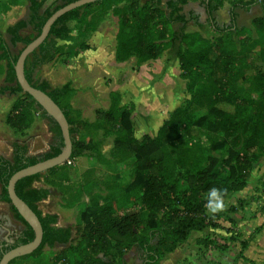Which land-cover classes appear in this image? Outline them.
Returning <instances> with one entry per match:
<instances>
[{
	"label": "trees",
	"instance_id": "1",
	"mask_svg": "<svg viewBox=\"0 0 264 264\" xmlns=\"http://www.w3.org/2000/svg\"><path fill=\"white\" fill-rule=\"evenodd\" d=\"M47 1L28 0L27 18L7 28L6 32L11 36L14 46L18 43L24 46L29 44L41 34L43 25L55 11L76 0H60L62 3L53 10L49 6L45 7ZM164 1L165 9L161 7ZM107 2L108 0H97L61 16L51 27L47 39L27 58L25 75L30 84L46 92L60 106L68 119L73 141L70 161L75 162L89 152L80 140V135L83 139L89 137L88 140H92L90 131L94 129L100 132L103 128L106 130L103 136L108 138L115 136L116 133L111 131L118 127L121 136L114 138V147L121 150L127 148L136 157L137 167L141 171L158 169L157 174L150 176L143 194V200L153 211V215L150 222L146 223L144 232V217L140 213L119 218L114 209L93 208L83 204L82 223L59 226V215L44 214L38 204L48 199L51 186L59 185L56 180L67 171V161L45 172L44 185H35L41 182L43 173L22 178L16 183V193L36 213L42 224L43 241L32 254L14 259L9 264H15L19 259L40 260L45 247L54 248L57 245L63 248L52 253L53 258L66 261L67 264H128L124 255L118 261L106 259L109 255V241H121L127 237L131 238L127 249L135 251L140 264H161L160 258L165 251L181 245L190 231L205 227L202 216L206 212L205 204L210 189H223L224 196L241 189L253 167V148L264 141V81L258 76L264 65V0H232L228 11V25H220L215 15L223 7V0H199L200 6L205 10L207 23L217 34L212 40L204 39L197 32H187L191 21H195L199 27L203 26L195 11H185L190 0H127L124 6L115 9V15L119 18L116 61L128 62L133 55L137 56L140 64L154 61L178 42V55L185 72L188 92L217 104L218 109L212 111L217 124L212 123L211 128L220 126L231 131L250 132L246 139V154L229 148L221 157H214L207 155L204 148L197 147L201 162L197 163L190 182L182 186L175 184L168 173L161 169V158L158 156L161 145L158 140L148 139L140 145L133 142V137L129 134L132 129L131 111L125 105H118L120 99L116 92L110 94V106H113L111 110L98 111L97 122L78 125L69 105L64 103L66 96L72 91V83L53 87L47 80L36 81L35 72L52 61L56 53L63 49L60 41L72 40L73 29L70 23L74 21L80 25L84 22L82 10L93 6L104 7ZM256 6L261 8V16L252 21V27H239L237 10L249 13ZM176 24H180L178 31L175 29ZM30 27L36 32L35 36L31 38L22 35L21 31ZM19 54H13L0 31V60L6 61L7 68L0 96L20 95L12 106V109L17 107V112L13 117L8 115L6 123L23 133L35 120L30 109L37 107L41 117L50 120V131L59 139V144L50 146L44 153L30 155L26 143L14 141L11 143V157L0 154V202L8 203L15 218L24 224L13 243L5 239L0 241V259L9 250L31 242L35 236L33 229L11 203L7 191L10 178L23 168L55 157L64 146L57 122L31 95L24 93L17 82L15 65ZM219 67L224 70L223 81L216 75ZM243 81L246 82L245 85ZM254 93L262 94V97L256 99ZM236 102L250 106L246 116L234 118L225 115L224 107ZM208 105L211 107V103ZM83 190L87 192V188L84 187ZM77 198L78 196L73 197V203H78ZM8 239L12 240L10 237Z\"/></svg>",
	"mask_w": 264,
	"mask_h": 264
},
{
	"label": "rangeland",
	"instance_id": "2",
	"mask_svg": "<svg viewBox=\"0 0 264 264\" xmlns=\"http://www.w3.org/2000/svg\"><path fill=\"white\" fill-rule=\"evenodd\" d=\"M126 1L108 0L104 7L93 6L82 10L84 22L80 25L74 21L70 23L72 40L59 42L63 49L56 53L52 61L36 70L35 80L47 79L53 86L72 81L75 93L71 100L75 116L79 113L80 126L92 120L97 122L98 111L112 108L109 93L116 92L120 99L118 105H125L131 111L132 129L129 134L133 142L140 145L148 139L158 140L161 145L158 153L161 169L175 184L185 186L190 182L197 163L201 162L197 147L204 148L207 155L214 157H221L229 148L246 154V139L250 132L231 131L220 126L211 128L212 123L217 124L212 114L218 109L217 104L188 92L178 55V42L154 61L140 64L137 56L133 55L128 62H115L119 32L115 9L124 6ZM231 1L223 0V7L215 14L220 25L229 24ZM61 3L60 0H48L45 7L53 10ZM27 6L28 0H0V31L14 55L20 53L24 44L14 46L6 30L16 21L27 18ZM161 7L166 8L165 1ZM188 10L200 16L203 26L199 27L191 21L187 32H197L208 40L217 37L207 23L199 0H190L185 7V11ZM237 11L239 27H252V21L262 14L259 6L249 13L240 9ZM179 28L180 24H176V31ZM21 33L31 38L36 34L31 27ZM6 71V61L0 60V87L4 86ZM223 73L221 67L217 68L216 75L221 81L225 79ZM258 76L264 81V65ZM253 95L256 99L262 97L259 93ZM18 98L20 95L0 96V154L8 156L11 143L16 140L28 145L30 155L44 153L50 146L59 144V139L49 132L52 127L50 120L42 118L37 107L30 109L36 120L30 129L21 133L16 131V127L7 125V116L13 117L17 112V107L12 109V106ZM249 110L248 104L238 102L224 107L225 115L234 118L246 116ZM81 119L87 122L83 123ZM118 129L115 127L111 131L116 133L115 136L108 138L103 136L106 132L103 128L100 132L90 131L92 140H88L89 137L83 139L80 135L89 152L83 157V162H67V171L56 180L61 187L51 188L50 200L39 205L43 213H59V224L63 227L82 223L83 204L114 209L119 218L140 213L144 217L142 231L146 232V223L150 222L153 211L145 204L143 194L150 176L157 174L158 169L141 171L136 157L127 148H115L114 138L121 136ZM251 157L253 167L241 189L223 196L222 211L215 214L206 211L202 216L205 227L190 231L181 245L165 251L160 258L161 264H264V141L254 146ZM42 177L41 182L35 185H44L46 173ZM61 193L66 195V199ZM75 196H78V203L71 202ZM0 220L10 231H20L24 227L15 218L8 203H0ZM7 232L1 231L0 241L8 236ZM9 237L14 240L13 236ZM130 239H111L106 259L118 261L124 255L128 264H140L135 251L127 249ZM62 248L58 245L45 247L40 260L19 259L15 264H67L66 261L55 260L52 255Z\"/></svg>",
	"mask_w": 264,
	"mask_h": 264
},
{
	"label": "water",
	"instance_id": "3",
	"mask_svg": "<svg viewBox=\"0 0 264 264\" xmlns=\"http://www.w3.org/2000/svg\"><path fill=\"white\" fill-rule=\"evenodd\" d=\"M95 1L97 0H76L55 11L43 25L41 34L29 44L24 46L23 50L18 56V60L15 65V73L18 84L21 86L24 93L31 95L47 112V114L57 122L61 129L64 146L61 149V152L55 157L23 168L17 171L10 178L7 185V191L11 203L23 220L33 229L35 236L31 242L19 245L6 252L1 257L0 264H9L14 259L32 254L40 247L43 241L42 224L36 213L16 193V183L22 178L45 173L54 167L63 165L69 161L73 152V141L70 134V125L68 119L66 118L60 106L46 92L34 87L29 83L25 75L26 60L47 39L51 31V27L61 16L81 6L94 3Z\"/></svg>",
	"mask_w": 264,
	"mask_h": 264
},
{
	"label": "crops",
	"instance_id": "4",
	"mask_svg": "<svg viewBox=\"0 0 264 264\" xmlns=\"http://www.w3.org/2000/svg\"><path fill=\"white\" fill-rule=\"evenodd\" d=\"M27 8H28V6H27ZM21 20V19H20ZM19 21V20H18ZM18 21H16V22H18ZM15 22V23H16ZM14 23V24H15ZM14 24H12V25H14ZM12 25H10V26H12ZM86 52V51H85ZM165 52H167V51H165ZM85 55L84 56H86L87 57V53H84ZM115 62L116 63H118L117 61H116V58H115ZM125 63V62H124ZM120 64H122V63H120ZM45 80H47V79H45ZM48 81V80H47ZM67 82H71L72 83V81H67ZM66 82V83H67ZM66 83H64V84H66ZM51 84V83H50ZM64 84H62V85H60V86H53L52 84V86L53 87H62ZM71 88H72V91L66 96L67 97V99H66V101L64 102L65 104H68L69 105V107H70V110H71V113H72V116L76 119V121L78 122V125L80 124V117H79V113H77V117L75 116L76 114H74V108H73V101L71 100V96L75 93V88L74 87H72V85H71ZM114 92V91H113ZM112 93V92H111ZM111 93H109V94H111ZM110 96V95H109ZM84 119H81V122H87L86 120H84ZM36 121V120H35ZM35 121H34V123H35ZM91 123H93V122H95V121H90ZM89 122V123H90ZM34 123L32 124V126L34 125ZM85 124V123H84ZM31 126V127H32ZM30 127V128H31ZM30 128H28V129H30ZM28 129H26V130H28ZM50 133H51V135L53 134L51 131H49ZM17 141V140H16ZM19 142V141H18ZM11 147V146H10ZM11 155H12V147L10 148V151H9V153H8V156H6V155H4V156H6V157H11ZM83 160V158H81V159H79L78 160V162L80 161V162H83L82 161ZM56 186H51L50 187V189L51 188H55ZM59 187H61L60 185H58V187L57 188H59ZM63 193V192H62ZM61 193V194H62ZM51 195H52V190H51V194H50V196L48 197V199L47 200H44V201H42V202H46V201H48V200H50V198H51ZM62 197H63V199H66V195H64V194H62ZM68 198V197H67ZM42 202H40L39 204H38V206L42 203ZM71 202L73 203L74 201H73V198L71 199ZM0 203H5V202H0ZM39 209H40V206H39ZM48 213H52V214H57V215H59V213H55V212H48ZM44 214H46V213H44ZM58 225L59 226H61L60 224H59V222H58ZM71 226V225H70ZM66 227V226H65ZM62 247V246H61Z\"/></svg>",
	"mask_w": 264,
	"mask_h": 264
},
{
	"label": "clouds",
	"instance_id": "5",
	"mask_svg": "<svg viewBox=\"0 0 264 264\" xmlns=\"http://www.w3.org/2000/svg\"><path fill=\"white\" fill-rule=\"evenodd\" d=\"M225 195V190L217 189L213 187L207 194V203L205 204V209L210 214H215L224 209L223 196Z\"/></svg>",
	"mask_w": 264,
	"mask_h": 264
},
{
	"label": "flooded vegetation",
	"instance_id": "6",
	"mask_svg": "<svg viewBox=\"0 0 264 264\" xmlns=\"http://www.w3.org/2000/svg\"><path fill=\"white\" fill-rule=\"evenodd\" d=\"M2 230L8 231L7 232L8 236L5 237L4 239L7 240L10 243H13V239L12 240L8 239L9 235H11V237L13 236L15 238L19 234V232L21 231V230L18 231L16 229L10 231L9 229L6 228L5 222L3 220H0V233H1Z\"/></svg>",
	"mask_w": 264,
	"mask_h": 264
},
{
	"label": "built area",
	"instance_id": "7",
	"mask_svg": "<svg viewBox=\"0 0 264 264\" xmlns=\"http://www.w3.org/2000/svg\"><path fill=\"white\" fill-rule=\"evenodd\" d=\"M68 162H71V163H72L73 161H70V160H69Z\"/></svg>",
	"mask_w": 264,
	"mask_h": 264
}]
</instances>
